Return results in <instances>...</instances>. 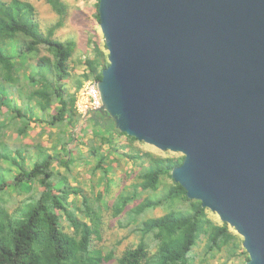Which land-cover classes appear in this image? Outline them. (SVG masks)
Here are the masks:
<instances>
[{"label":"water","instance_id":"95a60500","mask_svg":"<svg viewBox=\"0 0 264 264\" xmlns=\"http://www.w3.org/2000/svg\"><path fill=\"white\" fill-rule=\"evenodd\" d=\"M115 128L183 156L190 200L264 264V0H98Z\"/></svg>","mask_w":264,"mask_h":264},{"label":"trees","instance_id":"16d2710c","mask_svg":"<svg viewBox=\"0 0 264 264\" xmlns=\"http://www.w3.org/2000/svg\"><path fill=\"white\" fill-rule=\"evenodd\" d=\"M44 1L58 20L42 31L30 3L0 0V113L4 114L0 131L10 122L21 140L32 125H40L57 128L58 138L50 153L45 147L30 151L26 145L11 146L0 133V264H102V251L92 246L94 237L100 239V209L81 189L54 171L53 165L69 170L76 137L89 125L94 140L108 146L104 154L99 153L100 147L89 151L98 158L94 170L101 173L106 192L108 169L102 165L117 151L116 138L136 140L120 133L106 112L90 111L81 117L76 110V92L86 81L101 79L108 65L107 51L104 45L91 42L87 56L76 63L83 70L75 75V67L70 65L75 42L54 37L56 29L63 26L67 8L60 0ZM95 19L99 23L98 13ZM23 66L27 70L19 76L16 71ZM69 79H73V92L67 89ZM14 90L16 97L12 95ZM124 154L133 161L143 158L147 166L137 175L134 191L116 197L114 215L120 216L137 199V190L145 196L125 212L129 222H138L148 210L167 211L139 220L134 229L138 243L123 251L117 264H204L219 254L227 260L243 256L248 260L242 239L234 230L212 219L199 201L188 199L185 190L171 179L170 172L181 165L182 155ZM164 178L171 184L157 195ZM8 191L22 197L11 212L4 198ZM199 245L203 257L196 262L195 248Z\"/></svg>","mask_w":264,"mask_h":264},{"label":"rangeland","instance_id":"374dc122","mask_svg":"<svg viewBox=\"0 0 264 264\" xmlns=\"http://www.w3.org/2000/svg\"><path fill=\"white\" fill-rule=\"evenodd\" d=\"M9 2L11 0H1ZM30 3L34 8V19L37 21L39 28L42 31L50 28L57 22L58 16L52 11L50 6L44 0H20ZM67 8L66 17L63 26L56 29L54 37L58 40L66 41L73 40L75 42V50L71 62V66L74 68V74L79 75L83 68L79 65L76 66L77 60H83V57L87 56V52L90 49V43L96 42L98 45H104L103 37L99 29V23L95 19L97 14V0H60ZM75 64V65H74ZM27 66L19 67L17 74L22 76L23 71H26ZM72 80H67V89L73 92L71 88ZM19 85V84H18ZM13 97H16L17 92L14 90ZM76 101L79 99V91L75 94ZM77 110V108H76ZM4 111V109H3ZM78 111V110H77ZM5 112V111H4ZM79 113V112H78ZM4 119V114L0 113V121ZM28 135L25 138L19 140L16 137L15 129L11 123H6L5 128L0 131L3 135V140L11 146L26 145L29 150H35V147H45L46 150L52 153V145L58 139L56 137L57 128L52 129L47 126L32 125ZM117 151L109 155L107 162L102 166L108 169L107 181L109 183L108 189L104 192V179L99 171L94 170L96 160L98 158L90 155V150L94 147L99 150L100 154L107 152V145L100 146V144L94 140L91 134V128L86 125L82 133L76 137L75 147L72 152L74 160L69 164V170L57 165H53L54 171L58 172L61 176H65L69 184L73 187H77L83 191V194L90 199V202L94 207H98L101 214V226H100V239L94 237L92 246L102 251L105 261L102 264H117V258L128 248H133L138 243V236L134 229L138 225L139 220H145L149 218H155L163 215L167 210L165 208H156L154 210H148L144 215L139 217L138 222L131 223L127 220L128 216H125V212L139 203L145 196L137 190V199L130 203L120 216L114 215L113 204L116 197L119 194H128L134 191V186L138 182L137 175L141 171L143 166H147L146 161L141 160H129L124 153H130L134 155L137 153L145 154L149 153L154 156L166 157L180 155L179 153L162 152L158 149L145 144L140 141L130 142L125 136H118L115 141ZM58 147V146H57ZM63 159V155H59ZM56 182V180H55ZM171 184V180L164 178L163 185L158 190L157 195L161 194L163 189ZM13 189L12 187H10ZM41 190V188H37ZM102 193L99 199V194ZM6 200V206L11 212L17 205H19L22 197L17 196L14 192L8 191L4 196ZM77 206L80 204V199L75 200ZM187 207L186 204L182 205ZM210 217L218 221V217L209 211ZM195 254L197 255L196 262L202 259V245L195 248ZM246 256L240 258H233L227 260L224 254L217 255L214 259H208L204 264H244L246 262Z\"/></svg>","mask_w":264,"mask_h":264},{"label":"built area","instance_id":"2783aa9c","mask_svg":"<svg viewBox=\"0 0 264 264\" xmlns=\"http://www.w3.org/2000/svg\"><path fill=\"white\" fill-rule=\"evenodd\" d=\"M97 83L96 80L86 81L79 90L76 108L81 117H84L90 111H97L101 107Z\"/></svg>","mask_w":264,"mask_h":264}]
</instances>
